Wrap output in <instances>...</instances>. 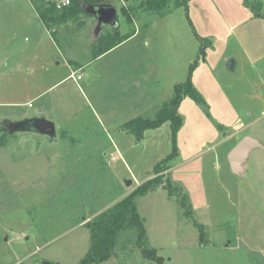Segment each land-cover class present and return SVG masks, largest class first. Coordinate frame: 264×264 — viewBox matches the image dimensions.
I'll return each mask as SVG.
<instances>
[{"label":"rangeland","instance_id":"rangeland-1","mask_svg":"<svg viewBox=\"0 0 264 264\" xmlns=\"http://www.w3.org/2000/svg\"><path fill=\"white\" fill-rule=\"evenodd\" d=\"M103 1L119 8L120 30L97 33L96 18L81 15L53 35L30 0H0V264H79L88 224L175 149L163 175L174 185L137 199L146 234L124 228L99 264H264V148L244 176L228 162L246 136L264 146V0L170 1L160 11ZM103 38L129 39L96 58ZM189 77L203 102L184 98L176 135L170 122L123 130L154 120ZM24 113L54 122L56 138L8 132Z\"/></svg>","mask_w":264,"mask_h":264},{"label":"trees","instance_id":"trees-1","mask_svg":"<svg viewBox=\"0 0 264 264\" xmlns=\"http://www.w3.org/2000/svg\"><path fill=\"white\" fill-rule=\"evenodd\" d=\"M30 1L45 27L53 35H56L55 28H60L72 18H77L81 15L91 16L88 8L92 5L104 4L103 0H68L70 3L67 6L59 5L56 0ZM170 1L177 2L175 8L188 3L187 0H148L147 8L155 11L164 10ZM122 14L128 15L125 9H123ZM129 38L117 41L113 45L111 42L115 38L101 39V47L98 50L96 58ZM185 97H190L198 103L203 102L200 94L194 88L190 77L186 82L175 86L173 97L161 108L154 120L140 119L131 121L122 125L123 130L130 134H137V132L157 128L165 122H170L173 133L176 135L183 125V118L178 111ZM178 156L179 152L175 149L170 156L157 164L152 172V175H155L154 178L137 187L132 193L116 203L106 214L102 215L100 219L88 224L91 235V248L79 264H99L109 260L116 245L117 235L126 227L137 229L140 238L146 234L144 224L138 213L137 199L154 191L157 186L172 187L174 185L170 181L165 182L163 175L172 168L171 163L176 161Z\"/></svg>","mask_w":264,"mask_h":264},{"label":"water","instance_id":"water-1","mask_svg":"<svg viewBox=\"0 0 264 264\" xmlns=\"http://www.w3.org/2000/svg\"><path fill=\"white\" fill-rule=\"evenodd\" d=\"M89 14L96 18L98 22L97 33H100L104 29L111 27L118 31L121 29L120 10L117 6L107 4L92 5L88 8ZM235 60L229 58L226 62V68L229 71H234ZM6 129L10 133H34L43 136L50 137L52 139L57 136V129L54 122L44 117H34L24 119L21 121H8ZM264 148L263 144L250 136L242 138L238 144L228 154V162L230 164L232 172L237 176H244L246 173V164L253 151ZM127 187L132 185V181L126 183ZM44 264H49L45 262Z\"/></svg>","mask_w":264,"mask_h":264},{"label":"crops","instance_id":"crops-1","mask_svg":"<svg viewBox=\"0 0 264 264\" xmlns=\"http://www.w3.org/2000/svg\"><path fill=\"white\" fill-rule=\"evenodd\" d=\"M40 21H41V20H40ZM41 23H42V25H44L42 21H41ZM44 26H45V25H44ZM45 28H46V27H45ZM46 30H47V29H46ZM47 31H48V30H47ZM48 32H49V31H48ZM134 35H135V34H134ZM132 36H133V35H132ZM132 36H131V37H132ZM73 74H75L74 71L71 73L70 77H72ZM75 75H76V74H75ZM41 95H42V94H39V95H37V96L35 95L34 99H32V100L26 102L25 105L28 104V107H29V104H32V106H33V104H34V103H33V100L38 99ZM0 104H4V103H0ZM32 106H31V107H32ZM40 110H41V109H40ZM26 114H27V113H24L23 118H22L21 120L29 119V118H34V117H43V116H40V115H34V116H32V117H27Z\"/></svg>","mask_w":264,"mask_h":264},{"label":"built area","instance_id":"built-area-1","mask_svg":"<svg viewBox=\"0 0 264 264\" xmlns=\"http://www.w3.org/2000/svg\"><path fill=\"white\" fill-rule=\"evenodd\" d=\"M69 3H70V2H69L68 0H64L62 5H63V6H67V5H69ZM75 76H76V75L73 74V75H72V78H74V79L76 80ZM80 79H81V76H77V80H80ZM31 106H32V104H29V107H31Z\"/></svg>","mask_w":264,"mask_h":264}]
</instances>
